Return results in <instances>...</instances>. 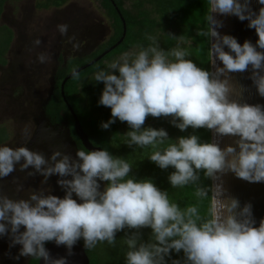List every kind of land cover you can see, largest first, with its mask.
Here are the masks:
<instances>
[{
  "label": "clouds",
  "instance_id": "obj_1",
  "mask_svg": "<svg viewBox=\"0 0 264 264\" xmlns=\"http://www.w3.org/2000/svg\"><path fill=\"white\" fill-rule=\"evenodd\" d=\"M258 3L264 5V0ZM208 5L207 31L199 30L197 36L208 38L214 71L187 58L184 45L190 41L184 35L167 34L177 41L168 50L155 36L146 35L151 41L147 47L123 52L92 77L105 85L98 103L111 109L112 118L101 127L108 129L116 119L127 122L131 130L124 134L125 144L151 148L148 159L161 169L174 168L168 177L173 188L191 185L198 198L210 197L207 215L202 216L197 206L181 207L170 201L168 192L151 179L130 177L132 165L107 149L79 148L76 159L57 150L46 159L42 152L25 146H3L0 178L16 171L17 165L21 172L31 167L34 171H27V177L39 174L44 177L41 183L47 184L48 178L57 175L66 193L60 198L40 187L30 190L27 198L0 194V236H9L10 247L22 246L19 256L42 259L44 264H67L66 258L51 257L46 242L64 245L72 255L81 238L87 250L104 242L115 247L117 232L127 228L136 231L122 239L126 264H167L165 257L173 250L183 251V264H264V220L256 227L252 205L241 209L238 199L226 196L222 183L228 172L248 182H264V105L233 99L230 75L251 67L249 78L264 97V51L257 50H264V7L257 13L250 0H208ZM214 14L249 21L248 27L258 35L256 45L249 40L241 45L235 37L221 35L217 28L223 22ZM58 29L67 33V25ZM38 59L44 63L48 57L41 53ZM72 78L80 79L75 68ZM148 116L171 117V124L182 132L205 128L221 137H239V151L232 145L221 148L216 142H201L195 134L172 140L163 128L143 127ZM23 135L31 139L27 128ZM201 173L212 181L210 185L201 183ZM100 181L106 182L102 191ZM14 183L17 193L24 190L23 184ZM142 228H151L149 242L141 241Z\"/></svg>",
  "mask_w": 264,
  "mask_h": 264
},
{
  "label": "trees",
  "instance_id": "obj_2",
  "mask_svg": "<svg viewBox=\"0 0 264 264\" xmlns=\"http://www.w3.org/2000/svg\"><path fill=\"white\" fill-rule=\"evenodd\" d=\"M69 1L42 0L39 7L44 9L60 8ZM102 5L112 21L113 28L109 41L105 43L106 46L105 44L102 45L104 46L103 50L109 49L121 39L124 31V22L127 29L125 39L101 61L81 71L79 80H74L73 78L68 80L64 89L66 98L74 109L91 143L107 149L114 157L126 159L132 165L130 177L135 178L137 181L151 179L160 190L168 192L170 201L178 203L181 207L197 206L200 214L206 216L210 206V197L205 199L198 198L195 195L194 186L191 185L184 188H173L168 177L175 171L174 168L161 169L148 159L152 151L151 148L140 149L136 146L129 147L125 144L127 137L124 134L131 130L127 122H121L116 119V122L111 124L108 129L101 127L102 122H107L112 118L111 109L98 103L105 85L103 82L93 81L92 77L98 68L106 70L108 62L123 52L137 46L147 47L151 41L146 39V35L155 36L160 46L165 50L175 47L177 43L176 40L167 34H173L177 37L184 35L185 39L190 41V44L184 45L189 52L187 58L192 59L198 67L211 71L208 38L197 36V31H207L205 18L209 10L208 0H102ZM2 11L3 8L0 11V15ZM100 52H96L93 57ZM87 59L88 63L91 57ZM74 60H78V58H72L58 70L57 87L46 107L47 116L53 123L67 121L72 131L74 130V119L63 99L61 84L65 77L75 68H70L69 66ZM171 119V117L154 118L148 116L143 127L163 128L168 132L169 138L172 140H176L181 136L195 134L200 137L201 142H211L212 131L205 128L194 130L189 127L182 132L171 124ZM74 137L79 148L87 151L75 134ZM201 183L207 186L212 181L205 179L201 173ZM134 231L136 230L126 228L117 232L115 247L104 242L98 243L96 248L92 250L86 249L90 264H126L125 253L127 248L123 244L122 239L125 238L126 234H131ZM140 232L141 241L149 242L152 233L151 228H142ZM81 242L84 245L82 238ZM49 243L46 242L45 246ZM165 259L167 264H172L173 260H180L181 264H183L184 253L183 251L176 253L173 250L170 256L165 257ZM38 262L39 259L30 257L28 264H38Z\"/></svg>",
  "mask_w": 264,
  "mask_h": 264
},
{
  "label": "rangeland",
  "instance_id": "obj_3",
  "mask_svg": "<svg viewBox=\"0 0 264 264\" xmlns=\"http://www.w3.org/2000/svg\"><path fill=\"white\" fill-rule=\"evenodd\" d=\"M4 1L0 0V11L3 8L0 15V63L5 62L4 65H0V125L4 124L21 131L24 127L32 129V115L28 116L27 120L21 119L22 114L14 107L26 102L25 107L31 114L35 111L37 103L46 98L55 65L53 56L58 57L59 54L64 57L80 56L82 59L74 60L69 65L70 68H78L87 63L86 56L108 42L113 28L102 0H70L58 9L39 7L42 0ZM58 25H67V33L61 34ZM17 26L18 31L8 46L12 38L9 27L15 29ZM48 39L51 45L47 42ZM37 40L40 41L39 45L34 43ZM103 49L104 46L99 51ZM41 53L48 57L44 63H40L38 59ZM116 74L118 75V72ZM5 108H8L9 115H5ZM0 137L4 138L3 135ZM43 179L40 177L32 180L38 189L44 187L52 195L60 198L65 196V190L61 187L55 189L48 182L42 184ZM104 183L100 182L101 191ZM23 186L24 190L14 192V197H24L22 195L28 186L26 184ZM7 239L6 241L4 239L3 244L0 242V264H27V260L22 256L17 259V254L14 257L6 255L8 252L6 243L11 244V240ZM15 247L20 249L22 246Z\"/></svg>",
  "mask_w": 264,
  "mask_h": 264
},
{
  "label": "water",
  "instance_id": "obj_4",
  "mask_svg": "<svg viewBox=\"0 0 264 264\" xmlns=\"http://www.w3.org/2000/svg\"><path fill=\"white\" fill-rule=\"evenodd\" d=\"M241 2H243V0H241ZM250 7L258 13L259 8L264 7V5H260L258 3V0H250ZM214 15L216 19L223 22V27L217 28V31H219L221 35H231L235 37L241 45H243L246 40H249L253 43V45H256L258 35L256 34L255 29L248 27L249 21H240L239 18L234 15ZM126 31V24L124 22V31L121 39L109 49L105 50L101 55H99L89 63L78 67L76 70L80 73L81 71L101 61L105 56L111 53L124 41ZM257 50L264 51L259 48ZM225 51H229V49L225 47ZM217 65L221 67L223 66L222 62H220L219 60H217ZM211 71H214V68H212V66ZM251 71V67H249V70L246 72H237L230 74L233 85V99H236L241 103L246 102L252 105H264V97H261L258 94L256 87L254 86L252 80L249 78L251 76ZM71 78L72 72H70V74L67 75L62 81L61 93L74 119V130L76 132V135L87 151L104 150L103 148L95 146L91 143L88 135L84 131L79 118L77 117L74 109L69 104L66 98L64 89L67 81ZM241 86H243L244 91L242 90ZM55 87L56 81L53 77L51 78V87L49 89L48 97L41 103L39 118L36 121L37 129L28 148L32 151L42 152L45 155L46 159H50L53 152L57 150L65 154H69L73 157V159H76V153L79 149L77 144L73 140L69 123L67 121H64L58 126H53L51 125L50 119L47 116L46 107L51 100L52 95L54 94ZM242 91L243 93L242 95H240ZM238 139L239 137L234 136L221 137L218 134L212 132L211 142L218 143L221 148L232 145L234 147H237V151H239V148L236 145V140ZM100 182L102 183V181ZM220 182L221 181H217L216 183ZM222 183L224 188L227 190L226 196L238 199L241 209L245 204L250 203L252 205L253 218L256 221L255 226L258 227L260 221L264 220V182H248L236 177L234 173L228 172L222 177ZM45 247L49 251L52 258H66L67 264H90V258L87 254L86 248L81 242V239L74 245L72 249V255L68 254V249L66 246H57L54 241H51ZM38 264H44V261L41 259L39 260Z\"/></svg>",
  "mask_w": 264,
  "mask_h": 264
},
{
  "label": "flooded vegetation",
  "instance_id": "obj_5",
  "mask_svg": "<svg viewBox=\"0 0 264 264\" xmlns=\"http://www.w3.org/2000/svg\"><path fill=\"white\" fill-rule=\"evenodd\" d=\"M52 8H55V9H58L57 7H52ZM2 14V13H1ZM18 28H19V26H17V28H13V27H9V29L11 30V32H12V38H11V41H12V39H13V37H14V35H15V32H17L18 31ZM110 39V38H109ZM11 41H10V43H11ZM32 42H33V40H31ZM49 39L47 40V42L49 43ZM109 41V40H108ZM54 43V41H52V44ZM10 45V44H9ZM49 45H51V43H49ZM60 47V46H59ZM102 46H99V48L95 51V52H93L92 54H90L89 56H86L87 58H89V57H91V59L88 61V63L90 62V61H92L93 59H95L96 57H98L99 55H101L105 50H102L100 53H98L95 57H93V55L96 53V52H99V49L101 48ZM11 50V49H10ZM10 50H8V53L10 52ZM107 50V49H106ZM7 52V51H6ZM5 52V53H6ZM86 57H84V58H86ZM72 58H78V59H82V57H80V56H68V57H64L63 55H61V54H59L58 55V57H54L53 56V61H54V70H53V73H52V75H51V78H53L54 77V79H55V81H56V87H57V82H58V78H57V73H58V70L62 67V66H64V65H66V63H68V61L69 60H71ZM35 61V60H34ZM4 64H5V62H4ZM4 64H2V63H0V65H4ZM87 64V63H86ZM85 65V64H84ZM83 66V65H82ZM51 78H50V87H51ZM56 87H55V90H56ZM55 92V91H54ZM48 93H49V90H48V92H47V96H46V98L48 97ZM45 98V99H46ZM45 99H43V100H45ZM43 100L42 101H40V102H38L37 103V106H36V108H35V111L34 112H32L31 114L29 113V110L25 107V103L24 102H21V104H17V106L16 107H14V109H16V111L17 112H19L20 114H22V115H20V117H21V119H24V120H27V117L28 116H30V115H32V122H33V125H32V129H30L29 127H24L23 129H21V131H17L16 130V128L15 129H13V128H9L7 125H4V124H2V125H0V136H2L3 135V137L4 138H2V137H0V147H3V146H8V147H12V148H17V147H21V146H25V147H29V144H30V142H31V140L33 139V136H34V134H35V132H36V129H37V123H36V121H37V119L39 118V114H40V106H41V103L43 102ZM50 102V101H49ZM35 103V102H34ZM49 104V103H48ZM47 104V105H48ZM6 107H7V105H5ZM4 111H5V115H9L8 113V108H5L4 109ZM49 118V117H48ZM50 119V118H49ZM50 123H51V125H53V126H58L59 124H61V123H53L52 122V120L50 119ZM25 128H27L28 130H29V132L31 133V139H28L27 137H25L24 135H23V130L25 129ZM71 133H72V137H73V140L75 141V143L77 144V146H78V149H79V145H78V143H77V140H76V138L74 137V134H75V136L78 138V136L76 135V132H75V130H71ZM74 133V134H73ZM5 135V136H4ZM79 139V138H78ZM79 141H80V139H79ZM81 142V141H80ZM81 144H82V142H81ZM81 149V148H80ZM27 171H34V169H32L31 167L28 169V170H26L25 172H21L20 170H19V165H17V170L16 171H14L13 173H11V174H9V176L8 177H5V178H0V194H4V195H7V196H9L10 198H13V199H19V198H17V197H14L13 196V194H14V192H16L15 190H16V183H14V180L15 181H17L19 184H26L28 187H31L30 189L27 187V191L24 193V195H22V196H24L23 198H27L28 197V195H29V191L30 190H33V189H38L35 185H34V181L32 180V179H35V180H37V179H39L40 177H42V176H40L39 174H37L36 176H34V177H27ZM42 178H44V177H42ZM69 179L71 178V177H68ZM59 179H61V177H59V176H57V175H53V176H51L50 178H48V184L49 183H51V185H53V188H55V189H59V185H58V183H57V181L59 180ZM103 182V181H102ZM104 183V182H103ZM13 185H15V187H12ZM33 186V187H32ZM104 186H105V183L103 184V186H102V190H103V188H104ZM29 189V190H28ZM74 199H77V202L78 203H81V201L79 200V198L78 197H76V195L74 194ZM21 231H24V228L23 229H21ZM7 238H9V236H0V242H2V244H3V242H5L6 241V239ZM4 239H5V241H4ZM8 240V239H7ZM15 246H17V245H15ZM15 246H11L10 247V244H8V243H6V247H7V249L6 250H8V252L6 253V255H8V256H10V257H14V256H19V251H20V249L18 248H16ZM17 254V255H16ZM20 257V256H19ZM23 258H25L26 260H27V264H28V261H29V259H30V257H24V256H22Z\"/></svg>",
  "mask_w": 264,
  "mask_h": 264
}]
</instances>
